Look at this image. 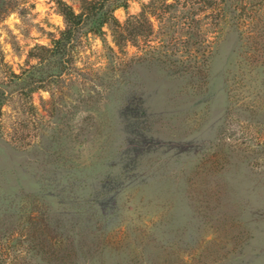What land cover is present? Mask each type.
Returning a JSON list of instances; mask_svg holds the SVG:
<instances>
[{
  "label": "rangeland",
  "instance_id": "374dc122",
  "mask_svg": "<svg viewBox=\"0 0 264 264\" xmlns=\"http://www.w3.org/2000/svg\"><path fill=\"white\" fill-rule=\"evenodd\" d=\"M130 15L0 0V264H264V0Z\"/></svg>",
  "mask_w": 264,
  "mask_h": 264
},
{
  "label": "trees",
  "instance_id": "16d2710c",
  "mask_svg": "<svg viewBox=\"0 0 264 264\" xmlns=\"http://www.w3.org/2000/svg\"><path fill=\"white\" fill-rule=\"evenodd\" d=\"M58 12L64 19L66 28L61 32V36L54 41L56 49L61 48L66 42L73 37V32L89 24V31L95 34H102V27L107 25L118 35L121 40H132L137 35L136 21L140 15H130L124 24H121L114 16L117 8H127L129 0H82L79 11L76 12L73 7L65 0H53ZM212 1V0H205ZM215 1V0H213ZM226 2L227 0H219ZM229 1V0H228ZM147 5H143L145 7ZM143 14V13H142ZM4 103L2 93L0 94V117L1 108Z\"/></svg>",
  "mask_w": 264,
  "mask_h": 264
}]
</instances>
